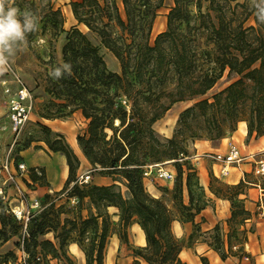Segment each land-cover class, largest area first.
I'll use <instances>...</instances> for the list:
<instances>
[{"label": "trees", "instance_id": "trees-1", "mask_svg": "<svg viewBox=\"0 0 264 264\" xmlns=\"http://www.w3.org/2000/svg\"><path fill=\"white\" fill-rule=\"evenodd\" d=\"M162 2L71 0L76 23L67 30L64 12L55 0H14L22 12L37 18V28L24 41L27 44L48 33L52 44L66 33L62 60L55 62L51 47L50 59L43 61L47 66L41 75L43 92L50 105L41 117L57 119L80 111L87 124L86 131L77 136L81 154L91 166V176H107L112 183L80 181V156L63 133L39 123L48 149L63 154L68 165L64 187L56 194L66 192L69 198H76L79 214L66 217L61 225L52 200L31 214L24 231V223L0 199V264L18 257L15 250L1 251L13 237L19 238L16 246L27 254L25 264H52V259L57 264H73L65 251L68 243L78 244L86 264H106L114 228L111 207L117 209L123 241H128L131 222L145 233L146 243L134 250L130 264H189L181 253L190 245L176 235L172 223L175 219L194 223L207 201L201 199L202 185L203 195L195 201L196 168L184 159L188 150L182 141L177 135L162 137L154 124L174 103L194 100L179 118L185 127L191 120L204 124L192 129L193 139L201 138V130L210 139L220 138L226 128L234 131L241 120L248 123V138L264 134V0H175L165 29L152 39ZM102 47L117 58L119 71L109 68ZM65 64L69 67L64 68ZM56 68L61 69L59 76ZM225 74L228 85L204 97ZM33 140L29 137L24 148ZM164 159L176 163L173 207L144 186L145 168ZM31 179L41 177L33 172ZM242 186V182L227 185V194L221 186L210 190L232 202V218L241 215L246 220L251 212L244 199L233 201L234 195L243 193ZM230 230L238 234L235 227ZM51 232L52 239L44 237ZM242 234L244 243L248 240L245 229ZM217 249L224 260L220 245ZM201 261L209 264L206 256Z\"/></svg>", "mask_w": 264, "mask_h": 264}, {"label": "rangeland", "instance_id": "rangeland-1", "mask_svg": "<svg viewBox=\"0 0 264 264\" xmlns=\"http://www.w3.org/2000/svg\"><path fill=\"white\" fill-rule=\"evenodd\" d=\"M70 1L71 0H55L56 5L58 6V4H60L64 12L66 18L64 27L67 30L76 23L70 10L71 6L69 7ZM174 3L175 0H163L162 5L158 10V16L152 31V39H154L160 31L165 29L167 14L170 8L173 7ZM191 9L195 12L194 5H191ZM65 36V32L61 33L58 39L52 40V44H50V33L46 36H38L30 44L23 42L14 46L13 53L7 56L5 60L0 61V178L2 181L8 178V172L3 167L7 161L9 163L10 171L13 174V179L8 180L6 184V194L8 197L6 203L8 206L21 204L29 206L30 201L37 198L40 200V207L33 212H38L45 206L49 205L52 200H55L56 208L60 215L61 225L66 217H72L73 215L79 214L77 210V200L76 198H69L66 192L56 194V191H60L64 187L65 182L59 190L49 189L47 192H42V189H40L50 185L48 182L49 179L55 181L63 175V165L65 164H62L60 161L61 153H54L49 150L46 143L42 140L45 137V133L39 126V123L45 124V119L41 117L40 113L46 112L47 106L50 105L49 96L43 92L41 75L45 72V68L47 67L43 61L50 59L49 54L52 48L54 49L55 62L62 60V46L65 42ZM102 53L109 68L119 71L120 64L113 53L105 47H102ZM17 77H19L23 84L26 85L33 93L34 110L31 115V119L25 124L22 130L19 133H13L8 127V107L6 96L4 94V85L5 83L14 84V80ZM229 82L230 80H228L225 74V76L220 79L219 82L212 89H210L204 97H211L214 93H217L228 85ZM193 103L194 100L178 101L174 103L171 108L166 111L164 116L154 124L156 131L162 137L167 138L177 135L178 139L182 141V144L188 150V156L184 159H188L196 168V175L193 178L195 201L199 199L202 194L201 191H203L199 188V186H201V178L207 176L209 178V183L207 184L208 190L202 186L204 189V195L202 194L203 198H201L202 200L207 201V204H213L214 201H216L215 197L223 198L221 194L217 196L213 193L210 190L211 186H221L223 188L222 193L227 194L228 192L225 190L227 185H236L242 182L243 193L238 196L234 195L233 201L236 202L238 199H245L244 195L250 194V198H248L251 202H249L248 205L252 208V210L248 209L244 203L245 207L251 212L250 217L246 220H243L241 215H237L232 218L230 213V216L226 219L228 229L224 228V224H217L216 226H218V228L215 226L208 230L203 229L199 224H194L192 231L189 234H184L182 236L177 234L175 221L178 219H175L172 223L174 232L178 237L184 239L186 244L190 245V247H186L183 250L182 257L187 260L189 264H203L201 256H206L209 264H215L212 254L207 255L205 253V249L206 251L211 250L220 253V250L217 249V246L220 245L221 252L226 254V258L224 260H227V264H264V256L258 257L257 254H252L249 250L244 249L245 242L243 243L242 234V231L245 229L248 240L250 237L264 238V216L260 215L256 209V187L243 182V180L238 183H229L226 181L229 177L227 175L217 176L213 171L211 159L206 156V153L208 152H222V150H224L220 148L222 141L227 137H231L233 133L239 129L240 125H243L245 122L248 125V123L246 120H241L234 131H230L226 128L224 135L220 138L210 139L207 137L206 131L201 130V138L193 139V137L190 136L192 129H195L194 127L196 124L197 126L201 125V127H204V124L196 123L194 120H191L189 125L186 127L179 124L181 112ZM55 126L63 130L61 133H63L67 141L81 158V165L77 172L78 179L80 181L92 180L97 184L112 183V179L110 177L105 176L104 178V176L99 174L91 176V166L81 154L77 143V136L84 133L87 127L86 120L83 118L82 114L74 112L70 115L59 117L55 120V123H53L54 128H56ZM51 130L57 132V130H54L53 128H51ZM29 137H33L34 139L31 145L27 147L33 152V156H31V158H42L41 161L45 163L44 166H33L24 160L21 150L27 149L24 148V144ZM202 141L211 143V150H199L198 145ZM237 143L240 145L242 153L244 155L248 154V152H245L242 149L243 146H247V143L245 141L242 143L241 139H239ZM24 154L28 157L26 153ZM23 162L28 167L25 171L20 170L18 166L19 163ZM158 164L166 170L173 171L175 174L174 178L165 179L159 177L156 175L154 170L150 176L144 178V186L151 195L161 197L166 203L173 207L175 203L173 193L177 177L176 163L172 159H164L163 161L158 162ZM205 168H207V170ZM231 169H233L232 166L230 167V170ZM33 172H36L41 179L33 181L31 179ZM67 177L68 172L66 173L65 181ZM245 179L248 182H258V177H256L251 171L247 173ZM260 180L262 186H264V178H260ZM121 187L124 192L127 191L125 185L121 184ZM209 191H211L215 197L213 194H210ZM46 193H50V197H46ZM184 195L185 201L187 202L188 196L186 191ZM228 201L230 203V210H232V202L230 200ZM109 210L111 212L114 228L107 245L106 264H115L116 262L119 264H130L133 261L134 250L145 245L142 244L143 242L140 240L139 228H137L136 222H131L127 227L128 241H123L119 237V227L117 225L119 216L117 215V209L111 207ZM84 214H86V211H84ZM179 215L180 214L177 213L176 217L178 218ZM231 226L238 230V234L232 233V230H230ZM231 233L230 243L232 246L230 248L228 239L229 234ZM190 234H192V238L189 237ZM44 237L52 239L53 233H48ZM18 240V237H13L1 248L2 252L12 249L17 253L18 257L16 259L11 258V262L7 264H17L19 262L20 252L18 250L19 248L16 246V242ZM71 244L72 243H68L65 246V251L73 260V264H81L78 255L71 252ZM81 257L86 264L84 253ZM51 262L52 264H57V259H52Z\"/></svg>", "mask_w": 264, "mask_h": 264}, {"label": "built area", "instance_id": "built-area-1", "mask_svg": "<svg viewBox=\"0 0 264 264\" xmlns=\"http://www.w3.org/2000/svg\"><path fill=\"white\" fill-rule=\"evenodd\" d=\"M4 94L6 96L8 107V127L13 133H19L25 124L31 119L34 110V95L31 90L23 84L19 77L14 80V84L5 83ZM206 156L214 163L220 165L217 170L213 169L217 176L228 175L231 166H240L242 163H248L250 165V171L256 177L259 179L264 178V148L244 155L239 145L230 138L227 142V150L225 152H208L206 153ZM18 166L22 171H25L28 168L24 162L19 163ZM3 167L8 172V178L3 181L0 178V199L6 203L8 199L6 194V184L8 180L13 179V174L10 171L8 161ZM154 170L157 176L165 179H173L175 175L173 171L166 170L158 163H155L150 164L145 168V178L150 176ZM244 173L245 172H243V174ZM255 185L259 189L257 211L260 215L264 216V186H262L259 181L255 183ZM39 207L40 200L37 198L30 201L29 206H25L24 204L14 206L9 205L11 212L17 217V219L24 223V231L26 230L27 222L30 219L32 212ZM18 250L20 255L17 264H25L27 254L22 248H19Z\"/></svg>", "mask_w": 264, "mask_h": 264}, {"label": "crops", "instance_id": "crops-1", "mask_svg": "<svg viewBox=\"0 0 264 264\" xmlns=\"http://www.w3.org/2000/svg\"><path fill=\"white\" fill-rule=\"evenodd\" d=\"M58 6L61 7L60 4H58ZM69 7H70V5H69ZM70 10H71V7H70ZM71 13H72V11H71ZM76 112L81 113L80 111H76ZM44 119H45V124H47L48 126L53 128L54 130H57V132L63 131L56 126H55L56 128L53 127V123H55V120H57V119H46V118H44ZM230 138H232L236 143L239 139H241L242 143L245 141L247 143V146L246 147L243 146L242 149L248 153L254 152L255 150H261L264 148V134L262 136H259V137L252 136V137L248 138L246 122L243 123V125H240L239 129L236 130L231 137H227L222 141V143L220 144V148L224 149V150H222V152H225L227 150V142ZM198 146H199L198 147L199 150L202 149L203 151L211 150V147H212L211 143H208L206 141H202L201 143H199ZM239 147H240V145H239ZM21 153L23 154L24 160L27 161L29 164H31L33 166H44L45 163L43 161H41L42 158H37V159L31 158V156H33V152L31 151L30 148H27L25 150H21ZM24 153H26L28 155V157ZM83 158L85 159L84 156H83ZM60 161L62 164H65V165H63V175H61L55 181L49 179L48 182L50 183V185L47 187L40 188V189H42V192H47L49 189L50 190H59L60 188H62V186L65 182L66 173L68 172V165L66 162V157L63 154H60ZM211 162H212V168L213 169L217 170L220 167L219 164L214 163L212 160H211ZM232 167H233V169H231L229 171V174L227 175L229 177L226 179V181L229 183H238L241 180L246 181L245 178H246L247 173L250 171V165L248 163H242L240 166H232ZM205 169L207 170V168H205ZM243 172H245V173L243 174ZM104 178H105V176H104ZM257 181L261 182V180L259 178ZM208 183H209V178L207 176H204L203 178H201V185L204 186V188L206 190H208V185H207ZM246 183L256 187L255 183H257V182L256 181L255 182L246 181ZM255 189H256V197L255 198H256V203H257L259 189H258V187H256ZM209 192H210V194H213L211 191H209ZM213 196H214V194H213ZM244 196H245L244 202H245L246 207L248 209L252 210V208L249 207V205H248V203L251 202L249 200L250 194L249 195L245 194ZM215 199H216V201H214L213 204H207L205 206V208H203L201 210V212L196 215L194 223L199 224L203 229H206V230L215 227L217 224H221V225L224 224V228L228 229L226 219L230 216V213H231L230 203L225 198L215 197ZM256 209H257V206H256ZM175 222H176L175 223L176 224V231H177V234L179 236H182L184 234H189L192 231V228L194 226V223L192 221L181 222L179 220H176ZM137 228H139L138 230L140 233L141 227L138 223H137ZM140 240H141V242H143L142 244L146 243V240L143 241L141 239V237H140ZM70 249H71V252L78 255L80 263L85 264V261H83V258L81 257L83 254V251L80 249L78 244L72 243L70 245ZM244 249L249 250V252H251L252 254H257L258 257L264 256V238H261V237H259V238L253 237L252 238V237H250L249 240H247L245 242ZM205 253L207 255L212 254V257L214 259L215 264H227L228 263L227 260H223L220 257L219 253H217L216 251H211V250L206 251V249H205ZM181 255H182V253H181ZM142 264H146V263L143 261Z\"/></svg>", "mask_w": 264, "mask_h": 264}, {"label": "clouds", "instance_id": "clouds-1", "mask_svg": "<svg viewBox=\"0 0 264 264\" xmlns=\"http://www.w3.org/2000/svg\"><path fill=\"white\" fill-rule=\"evenodd\" d=\"M264 12V9H261ZM37 28V18L29 11H21L14 0H0V61L14 51V46L23 43L29 32ZM69 65L65 64L64 68ZM60 68L55 75L59 76Z\"/></svg>", "mask_w": 264, "mask_h": 264}, {"label": "bare ground", "instance_id": "bare-ground-1", "mask_svg": "<svg viewBox=\"0 0 264 264\" xmlns=\"http://www.w3.org/2000/svg\"><path fill=\"white\" fill-rule=\"evenodd\" d=\"M117 122H118V120H117ZM141 230H140V237H141V239L143 240V241H145V233H144V231H143V229L142 228H140ZM108 264V263H107ZM111 264V263H110Z\"/></svg>", "mask_w": 264, "mask_h": 264}]
</instances>
